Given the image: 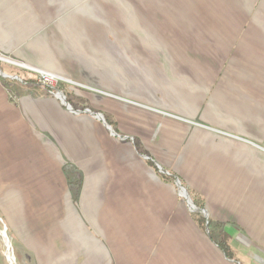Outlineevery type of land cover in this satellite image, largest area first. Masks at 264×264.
Wrapping results in <instances>:
<instances>
[{
    "label": "crops",
    "instance_id": "crops-1",
    "mask_svg": "<svg viewBox=\"0 0 264 264\" xmlns=\"http://www.w3.org/2000/svg\"><path fill=\"white\" fill-rule=\"evenodd\" d=\"M107 1L0 0V223L20 263L247 264L213 242L229 226L264 257V0H173L189 39L145 55H118ZM182 46L205 55L162 51Z\"/></svg>",
    "mask_w": 264,
    "mask_h": 264
},
{
    "label": "rangeland",
    "instance_id": "rangeland-1",
    "mask_svg": "<svg viewBox=\"0 0 264 264\" xmlns=\"http://www.w3.org/2000/svg\"><path fill=\"white\" fill-rule=\"evenodd\" d=\"M173 2V0H108L105 4L102 3V12L106 14L102 15V22L106 20L108 23L110 18L115 19L117 29L116 32L113 33V36H115L118 43L124 44L123 42L127 41L133 45L132 49L118 48V55H124V51H133L134 54L145 55V52L150 51L151 49L141 48V39H156L159 37L165 41H173L178 39H181V41H187L189 39V33L185 32L184 28L181 30L182 33H179L181 35L178 37L173 36L171 28L172 19L169 17V15H166L164 11L167 10L169 13V11H171V9L174 7ZM113 36L111 35V38H113ZM162 51L165 52V54L167 53L170 55H205L204 48L190 49L183 46L179 48H163ZM198 119L200 122H203L200 118H197V120ZM73 199L74 202L77 200L75 197H73ZM197 215L199 219H204L200 213H197ZM229 227L230 228H228L227 231H229L232 237V239L229 240L232 250L234 252L240 251L241 259L244 258L245 263L247 264H264V257L260 255L258 256L256 254L254 256L252 246L253 242L243 237L246 234L244 235L243 232H240L235 227ZM3 228V225L0 223V232L6 231V229ZM0 237V264H11L10 260L5 255L6 248L4 246V237L1 233ZM216 238V240H219V236ZM12 248L14 253L17 255L16 259H19L18 263L21 264V259L18 255L17 247L15 248V243H12V247L10 246V251H12ZM11 255L13 256V252H11ZM14 264H16L15 261Z\"/></svg>",
    "mask_w": 264,
    "mask_h": 264
},
{
    "label": "trees",
    "instance_id": "trees-1",
    "mask_svg": "<svg viewBox=\"0 0 264 264\" xmlns=\"http://www.w3.org/2000/svg\"><path fill=\"white\" fill-rule=\"evenodd\" d=\"M194 204L199 207L200 209H203V204L201 202H197L195 200H193ZM200 224L201 227L204 229L205 228V221L203 219H200ZM208 230H209V235L211 236L213 234V231L215 228H219L221 225H215V224H211L210 221H208ZM229 240H231V234L230 233H225L224 235H219V240H214L213 242L214 244L217 246V248L226 256V258H228L229 260H233L234 259V254L232 252V248L229 244Z\"/></svg>",
    "mask_w": 264,
    "mask_h": 264
},
{
    "label": "water",
    "instance_id": "water-1",
    "mask_svg": "<svg viewBox=\"0 0 264 264\" xmlns=\"http://www.w3.org/2000/svg\"><path fill=\"white\" fill-rule=\"evenodd\" d=\"M61 102L62 104L66 107V108H69V105L67 104V102L65 101L64 97L62 94H59L56 96ZM88 114L96 117V119H98L100 122H102V124L111 132L110 128L108 127V125L106 124V122L104 121L102 115H99V114H93V113H90V112H87ZM114 134V133H113ZM115 135V134H114ZM176 186L178 188V192L180 194V196L185 200L189 210L191 212H198L200 213L205 219H207V213L204 209H199L198 207H196L192 201L190 200L189 196H188V193L186 191V189L180 184L179 181H177L176 183ZM206 225H207V222H206Z\"/></svg>",
    "mask_w": 264,
    "mask_h": 264
},
{
    "label": "built area",
    "instance_id": "built-area-1",
    "mask_svg": "<svg viewBox=\"0 0 264 264\" xmlns=\"http://www.w3.org/2000/svg\"><path fill=\"white\" fill-rule=\"evenodd\" d=\"M27 69L30 72H34L37 74V81L41 86L52 91L54 95L56 96L59 95L58 85L59 82L62 80L58 76L51 73L41 72L32 68H27Z\"/></svg>",
    "mask_w": 264,
    "mask_h": 264
},
{
    "label": "bare ground",
    "instance_id": "bare-ground-1",
    "mask_svg": "<svg viewBox=\"0 0 264 264\" xmlns=\"http://www.w3.org/2000/svg\"><path fill=\"white\" fill-rule=\"evenodd\" d=\"M1 234H2V236L4 237V246H5V255L7 256V258L10 260V262H11V264H14V258H13V256L11 255V252L12 251H10V245H9V240H7L6 238H5V231H2V232H0ZM1 238V237H0ZM3 242V241H2Z\"/></svg>",
    "mask_w": 264,
    "mask_h": 264
}]
</instances>
